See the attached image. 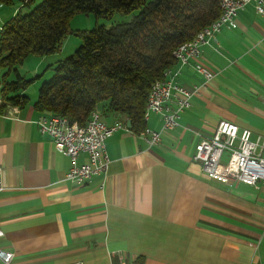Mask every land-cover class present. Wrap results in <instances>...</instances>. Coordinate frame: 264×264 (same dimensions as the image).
Returning a JSON list of instances; mask_svg holds the SVG:
<instances>
[{"label": "crops", "instance_id": "crops-1", "mask_svg": "<svg viewBox=\"0 0 264 264\" xmlns=\"http://www.w3.org/2000/svg\"><path fill=\"white\" fill-rule=\"evenodd\" d=\"M215 38L199 58L211 79L179 66L176 80L194 93L156 144L98 107L106 125L120 127L105 141L107 171L83 183L65 179L69 157L39 132L36 90L0 113V249L12 252L9 264H264V181L222 183L192 159L199 135L219 120L263 142L264 16L247 4ZM144 120L161 127L157 114Z\"/></svg>", "mask_w": 264, "mask_h": 264}, {"label": "trees", "instance_id": "trees-1", "mask_svg": "<svg viewBox=\"0 0 264 264\" xmlns=\"http://www.w3.org/2000/svg\"><path fill=\"white\" fill-rule=\"evenodd\" d=\"M17 1L15 13L0 25V113L26 101L24 91L40 74L25 77L18 66L28 55L57 51L70 32V17L121 14L130 17L78 32L81 44L48 66L53 75L39 85L33 107L83 125L103 105L124 115L135 133L145 128L152 83L176 63L172 51L220 14L218 0H38L33 7L35 0Z\"/></svg>", "mask_w": 264, "mask_h": 264}, {"label": "built area", "instance_id": "built-area-1", "mask_svg": "<svg viewBox=\"0 0 264 264\" xmlns=\"http://www.w3.org/2000/svg\"><path fill=\"white\" fill-rule=\"evenodd\" d=\"M224 3V14L217 23L204 28L201 37H193L172 51L177 68L165 70L164 86L150 87L149 105L144 108L143 119H147L149 113L157 114L161 127L158 131L144 128L138 133L149 145L159 142L161 132H169L177 127L180 114L190 105L189 98L194 91L184 88L176 80L179 66L192 64L206 82L213 77V73L199 60L202 47L216 41L215 36L222 27H234L237 12L247 4H252L254 11L264 16V0H224ZM98 114L97 110H93L83 125L69 123L58 115H43L36 122L39 132L51 139L55 150L69 157L71 166L65 173L66 180L83 183L91 176L107 171L109 159L105 141L120 125L108 126L104 121H98ZM263 144L264 140L259 143L258 139H251L250 130L240 129L227 120H219L210 134L199 135L192 159L200 163L202 171L210 179L255 186L259 181H264V157L259 152ZM80 154L86 156L83 163L77 162ZM1 173L0 166V192L3 190ZM2 235L0 229V237ZM11 258L12 252L0 249V260L4 264H9Z\"/></svg>", "mask_w": 264, "mask_h": 264}, {"label": "rangeland", "instance_id": "rangeland-1", "mask_svg": "<svg viewBox=\"0 0 264 264\" xmlns=\"http://www.w3.org/2000/svg\"><path fill=\"white\" fill-rule=\"evenodd\" d=\"M38 0H35V2L32 5H37ZM0 24H3L4 21H6L12 13H15V10L19 6V3L17 0H12L11 3H2L0 4ZM31 7V8H32ZM130 16H125L121 14H114L111 19H105V18H96L92 13H76L69 19V30L70 32L66 35L64 40L61 42L60 47L57 51L51 53V54H45L42 56H36V55H28L24 58L21 65L18 66V69L20 70V73H24L25 77H32L34 78L33 74V68H35L36 65L40 64L38 66L39 69L38 73L40 74V77L38 78L39 81L33 85L32 83L27 87V93H31L32 90H38L39 85L43 81L49 80L53 75V70L48 68L49 65L54 64L57 60H61L69 55H71L75 49L81 44V37L78 34L80 31H86L91 29L95 24L103 25L105 27H109L114 22H120V21H126L128 20ZM52 63V64H49ZM48 64V65H47ZM47 66V67H46ZM46 67V68H45Z\"/></svg>", "mask_w": 264, "mask_h": 264}, {"label": "bare ground", "instance_id": "bare-ground-1", "mask_svg": "<svg viewBox=\"0 0 264 264\" xmlns=\"http://www.w3.org/2000/svg\"><path fill=\"white\" fill-rule=\"evenodd\" d=\"M218 5H219V9H220V14L210 24L217 23V21L220 19L221 15L224 14V11H225V3H224V0H218ZM204 28H209V25L205 26ZM204 28H202L200 31H198L197 34L194 37H201V35L204 34ZM164 78H165V71L163 73V78L160 79V80L154 81L151 86L152 87L164 86ZM148 105H149V94H148V97H147V102H146L145 108H147ZM88 119H89V117H88ZM98 121H103L102 118H101V116H100V114H98Z\"/></svg>", "mask_w": 264, "mask_h": 264}, {"label": "water", "instance_id": "water-1", "mask_svg": "<svg viewBox=\"0 0 264 264\" xmlns=\"http://www.w3.org/2000/svg\"><path fill=\"white\" fill-rule=\"evenodd\" d=\"M127 125L130 126V121L129 120H127Z\"/></svg>", "mask_w": 264, "mask_h": 264}]
</instances>
